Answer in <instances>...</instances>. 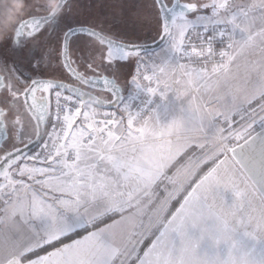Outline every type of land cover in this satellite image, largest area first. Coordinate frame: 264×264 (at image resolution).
<instances>
[{"label":"snow or ice","instance_id":"1","mask_svg":"<svg viewBox=\"0 0 264 264\" xmlns=\"http://www.w3.org/2000/svg\"><path fill=\"white\" fill-rule=\"evenodd\" d=\"M28 5L0 41V264H264V0H151L154 35L141 43L71 18L68 0L55 10L48 0ZM242 55L258 85L193 109L202 87H228ZM154 57L163 61L159 75L142 74ZM132 61L134 92L125 99L118 74ZM170 70L195 77L172 103L153 108L146 99L126 125L106 110L154 95L142 81L172 91L168 79L181 81ZM144 109L157 115L136 127ZM249 148L259 149L258 161L246 157ZM146 152L158 153L153 164ZM185 159L193 168L178 182L170 169ZM202 164L208 171L187 191ZM161 187L165 204L186 195L155 235L141 206Z\"/></svg>","mask_w":264,"mask_h":264},{"label":"rangeland","instance_id":"2","mask_svg":"<svg viewBox=\"0 0 264 264\" xmlns=\"http://www.w3.org/2000/svg\"><path fill=\"white\" fill-rule=\"evenodd\" d=\"M35 1V0H34ZM151 3V0H93L89 1V4H86V2H83V8L82 12L78 11L80 9H77L74 4L69 7L70 8V16L71 18L77 20V21H84V22H93V23H103V26L106 28H109L119 33L121 36H124L123 39L126 40H134L136 42H141L143 40L150 41V38L154 35L153 26L147 21L146 17L149 15L151 9L149 7ZM4 10L7 9L6 6L3 7ZM82 13V15H81ZM155 58V57H154ZM159 59V58H155ZM160 65L163 63L161 59ZM239 62V63H237ZM135 62H127L122 65L120 72H119V78L117 80L120 85L125 88L128 81L130 80L129 74L130 70L133 71ZM235 68V69H234ZM237 68H239L237 70ZM232 76L229 78V84L227 88L221 89L217 86L216 82L213 81L208 87H212V90H208V96H210V93L212 97L224 95L225 93H231L233 94L236 90L239 92L241 89H243L241 92L243 93L249 86L248 82L250 80H253V77H256L255 81L259 82V75L256 71H253L250 66L247 64L246 57L240 56V58L236 60L235 64L230 65ZM170 74L172 76H175V80L181 81L179 84H176L173 80H168L169 85L172 89H185L190 87V80L195 79L194 77H184L181 79V71H172L170 70ZM15 75V74H14ZM159 75V73H158ZM221 84H223V78L221 77ZM159 91L162 95V99L165 97V89L163 85L158 86ZM163 88V89H162ZM170 94H172V91H169L168 89H165ZM102 96V94H100ZM208 96H206V99H208ZM162 104V103H161ZM155 114L151 117H154ZM150 119V118H149ZM148 119V120H149ZM150 160H154L155 157L154 154L147 155ZM186 161H183L184 164H190L191 170L193 168V164ZM206 165L202 164L199 169L195 171V175L192 176L191 180L188 184H185V188L190 184V182L204 169ZM181 168V165H177L176 168H173V170L170 171V174L175 176L178 182H181L184 180V176L179 173V169ZM188 176V174L186 175ZM161 190L164 193V196L162 199H153L150 202H147L141 206V215H140V221L143 223L144 227L149 230V233H156L157 228L160 227L161 221H164L163 219L166 216V212L168 211V208L170 206L169 200L167 204L164 203L165 199L167 198L168 193L164 192L163 187H161ZM172 190V186L169 185V191ZM183 194L180 193L175 198H179ZM173 198V199H175ZM144 200H147L145 198ZM159 201V204H158ZM156 205V208L155 206ZM158 210L154 213V210ZM144 214V215H143ZM153 214V216H152ZM152 221L151 224H149V221ZM154 237V236H152ZM151 242V241H150ZM149 245V244H148ZM142 244L140 245V247Z\"/></svg>","mask_w":264,"mask_h":264},{"label":"crops","instance_id":"3","mask_svg":"<svg viewBox=\"0 0 264 264\" xmlns=\"http://www.w3.org/2000/svg\"><path fill=\"white\" fill-rule=\"evenodd\" d=\"M242 57H246V56H243L242 55ZM240 57H238V59H239ZM237 63H239V62H237ZM235 69V68H234ZM239 68H237V70H238ZM131 75H132V71L130 70V74H129V77H130V79H131ZM171 75V74H170ZM195 78V77H194ZM255 79H256V77H253V80H250L249 82H248V84H250V86L249 87H251V86H253V85H258V82L257 81H255ZM169 81H170V79H168ZM130 81V80H129ZM129 81H128V83H129ZM127 86V85H126ZM125 86V87H126ZM248 87V88H249ZM125 88H123V90H124ZM163 89V88H162ZM164 91H165V97L162 99V103H165V102H169V103H172L173 102V100L175 99V89H173L172 90V94H170L168 91H166L165 89H163ZM208 90H212V87H208V86H206V87H202L201 89H200V92L196 95V103H193V105H192V107H193V109H196L197 108V104L198 103H200V101H201V99L203 98L204 100L206 99V96H208ZM243 89H241V91H242ZM239 92L238 90H236L233 94L234 95H240V96H242L243 95V93L245 92ZM210 96H212L211 95V93H210ZM209 97V96H208ZM182 99H190V98H186V97H182ZM187 106V105H186ZM201 107H203V105L201 104L200 105ZM155 115H157V113L155 114ZM191 115H192V113L191 112H189V114L187 115V116H185L184 117V123L186 124V125H188L189 127H191L192 125H193V123H194V121L190 118L191 117ZM206 114L205 113H203V112H200V111H196V116L197 117H200V116H205ZM168 122V120L166 119V118H161V123H167ZM195 123H199V120H196L195 121ZM238 152H239V150H238ZM154 154V160H152V161H155V159L157 158V155H158V153H156V152H151V153H148V152H146V153H144L143 154V158H144V160L145 159H148V160H150V158H148V156L147 155H150V154ZM230 155V154H229ZM245 155H246V157H248V158H252V159H255V160H257L258 161V159H259V149H257L256 150V152H253L252 151V149H247L246 150V153H245ZM184 161H186V162H189V160L188 159H185ZM190 163H192V161L190 162ZM150 165V164H149ZM208 171V167L205 169V171H204V173H202L201 174V176H199L197 179H195V182H190V184L187 186V191H191L192 190V188H194L195 187V185H196V183H198L199 182V178H201L204 174H206V172ZM160 191H161V193H162V195H160V199H162L163 198V196H164V193H163V191L161 190V189H159V193H160ZM184 195H186V192H183V195H182V197H181V200L179 201V203L177 204V206H176V208L170 213V215L168 216V218L167 219H171V216L173 215V214H175V211H176V209H178L179 207H180V204H182L183 203V196ZM20 196L21 197H23L24 196V192H23V190L20 192ZM142 199H145V198H142ZM173 200V199H172ZM226 200L228 201V202H230V200H231V196H230V194H226ZM158 204H159V201H158ZM0 206H3V201H0ZM155 206V208H156V205H154ZM255 207L258 209V207H259V200L257 199L256 200V204H255ZM158 210L156 209V210H154V213L155 212H157ZM144 215V214H143ZM152 216H153V214H152ZM116 219L117 220H119L120 219V216L119 215H117L116 216ZM108 223L109 224H111L112 223V221L110 220V221H108ZM163 223H167V220H164L163 221ZM159 229L162 231L163 230V227H162V223L160 224V227H159ZM189 231L190 232H192V231H194V230H192V229H189ZM83 235H87V233H83ZM83 235H81V236H76V237H74L75 239H82L83 238ZM155 235H159V231H157L156 233H155ZM155 237H153L152 239H154ZM66 242H68V243H71L72 241L71 240H68V241H66ZM151 246V242L149 243V245L147 246V247H150ZM146 247V248H147ZM146 248H145V250H146ZM41 254H45V253H43V252H41ZM224 258L225 259H227V255L225 254V256H224Z\"/></svg>","mask_w":264,"mask_h":264},{"label":"built area","instance_id":"4","mask_svg":"<svg viewBox=\"0 0 264 264\" xmlns=\"http://www.w3.org/2000/svg\"><path fill=\"white\" fill-rule=\"evenodd\" d=\"M217 60H219L220 58L217 56L216 57ZM153 60L155 61V64L149 62V65L147 68H141L140 72L144 75H149L151 76L153 74V70L154 68L156 69L157 75H158V67L160 65V60L159 59H155L153 58ZM181 64H186L187 61L181 59L180 60ZM192 67V66H190ZM137 72V64H134V68L132 71V75H131V79L129 81V83H127V86L125 87V89L123 90V96L125 97V99H127L129 96L132 95V93L134 92V89L131 85V80L132 77L134 75H136ZM140 79L142 80V76L140 77ZM144 84H148L151 83V86L153 88L156 89V92L154 95H147L146 93H141L140 97L137 96L133 102H132V107L128 110V111H123V104H117L116 106H112L109 108H106L107 111H109L110 113H114L115 114V119L116 120H121L123 119L125 122V125L127 124V118H128V112H132L133 114L137 113V111H139L141 108H143V101L146 99H151L152 100V107L154 108L156 105H159L162 103V95L159 91L158 85L155 82H149V81H142ZM102 94V98L104 99H108L109 96L106 93H101ZM154 114H156L155 112H149L148 109H144V111L141 113V117L142 118H137V120L135 121V126L136 127H141L143 126V123L145 120H148L151 116H153ZM102 115V113H101Z\"/></svg>","mask_w":264,"mask_h":264},{"label":"clouds","instance_id":"5","mask_svg":"<svg viewBox=\"0 0 264 264\" xmlns=\"http://www.w3.org/2000/svg\"><path fill=\"white\" fill-rule=\"evenodd\" d=\"M9 7L0 12V41H2L6 34L10 33L17 23L18 19L27 15L30 10L27 0H8ZM48 6L50 10H55L57 6V0H48ZM146 164H153L154 161L145 159ZM180 174L186 177L191 171L190 164H184L178 170Z\"/></svg>","mask_w":264,"mask_h":264},{"label":"flooded vegetation","instance_id":"6","mask_svg":"<svg viewBox=\"0 0 264 264\" xmlns=\"http://www.w3.org/2000/svg\"><path fill=\"white\" fill-rule=\"evenodd\" d=\"M89 1H93V0H68V3H69V7H71L74 4V6H76L77 9H80L78 11L82 12L83 2H86V4H89ZM27 2L29 4H34L35 1L34 0H27ZM4 6H6L7 8L9 7L8 0H0V12L4 11V8H3ZM81 15H82V13H81ZM121 37L123 38L124 36H121ZM143 41H145V40H143Z\"/></svg>","mask_w":264,"mask_h":264},{"label":"trees","instance_id":"7","mask_svg":"<svg viewBox=\"0 0 264 264\" xmlns=\"http://www.w3.org/2000/svg\"><path fill=\"white\" fill-rule=\"evenodd\" d=\"M208 166L206 165L205 167H204V169L201 171V173H199L194 179H193V181H195V179H197L199 176H201V174L202 173H204V171H205V169L207 168ZM171 170H173V169H170V171ZM160 193H161V191H160ZM162 194V193H161ZM183 195V194H182ZM182 195L179 197V198H175V199H173V200H171L170 201V206H169V208H168V211L166 212V216H168L175 208H176V206H177V204L179 203V201L181 200V197H182ZM108 221H110V220H108ZM107 221V222H108ZM73 236L74 237H76L75 236V234H73ZM152 236H150L149 237V239H147V240H145L144 241V243L142 244V246H141V248H146L147 246H148V244L150 243V241L152 240ZM42 252V251H41Z\"/></svg>","mask_w":264,"mask_h":264},{"label":"water","instance_id":"8","mask_svg":"<svg viewBox=\"0 0 264 264\" xmlns=\"http://www.w3.org/2000/svg\"><path fill=\"white\" fill-rule=\"evenodd\" d=\"M144 42V41H141ZM141 42H137V43H141ZM150 42V41H149ZM111 78V77H110ZM118 83V82H117ZM119 87L121 88V94L123 95V87L120 85V83H118ZM108 94V93H106ZM108 96L110 97V94H108ZM99 99H101L102 101L106 102L108 99H104L101 97V95H99L98 97ZM112 107V105H107L106 108Z\"/></svg>","mask_w":264,"mask_h":264}]
</instances>
